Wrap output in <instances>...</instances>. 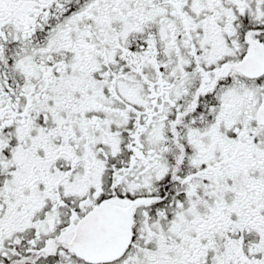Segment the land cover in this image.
<instances>
[{
    "label": "snow or ice",
    "instance_id": "6c2138e0",
    "mask_svg": "<svg viewBox=\"0 0 264 264\" xmlns=\"http://www.w3.org/2000/svg\"><path fill=\"white\" fill-rule=\"evenodd\" d=\"M0 264H264V0H0Z\"/></svg>",
    "mask_w": 264,
    "mask_h": 264
}]
</instances>
